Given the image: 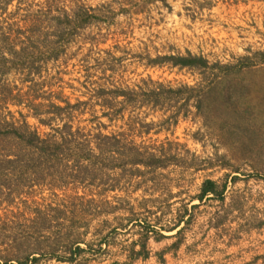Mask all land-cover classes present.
<instances>
[{
  "label": "rangeland",
  "instance_id": "rangeland-1",
  "mask_svg": "<svg viewBox=\"0 0 264 264\" xmlns=\"http://www.w3.org/2000/svg\"><path fill=\"white\" fill-rule=\"evenodd\" d=\"M81 7L95 17L70 33L60 16ZM262 53L264 0H0V264H68L77 242L74 264H264ZM188 54L207 66L151 63ZM160 85L182 91L143 95ZM25 123L49 144L68 124L91 147L41 155L1 133ZM101 132L177 161L95 166ZM206 180L225 201L196 200ZM186 208L181 235L160 228Z\"/></svg>",
  "mask_w": 264,
  "mask_h": 264
},
{
  "label": "trees",
  "instance_id": "trees-1",
  "mask_svg": "<svg viewBox=\"0 0 264 264\" xmlns=\"http://www.w3.org/2000/svg\"><path fill=\"white\" fill-rule=\"evenodd\" d=\"M165 1V0H161ZM92 10L85 9L84 7L79 8V11L74 12L73 15H69L67 12L63 13L60 16V22L64 23L66 26V29L71 32H76L80 28L86 27V25L89 23V20L93 19L95 16L94 14H91ZM95 12V10H93ZM67 31V30H66ZM65 31V34H66ZM261 61L264 62V53L261 55ZM166 62L171 63L172 66L181 67V68H192V67H198L203 68L207 66V61L202 57L193 56L191 54H188V56H165V57H157L156 59L152 60L151 63L153 65H161ZM192 92L194 89H191ZM182 90H166L164 89L163 85H160L158 90H151L146 92V94H143L148 99H153L154 103L159 104L161 99H167L169 100L171 97L174 96L177 97L178 93H180ZM117 96L125 97L128 93L124 90L118 89L117 90ZM200 96H197L199 99ZM191 98H196L195 96H190L187 99V102L191 100ZM68 108L70 105H67ZM79 107V106H76ZM75 107V108H76ZM60 112H63L66 110V108L58 107ZM112 119V118H111ZM7 130H1L2 134L4 136H11L15 137L20 142L25 144L26 146L32 148L33 150L39 152L41 155L46 154L48 150L52 148V146L55 148L54 151H60V155L63 153H66V151H77L79 154L86 153L91 147V142L81 141L80 138V131H77V133H74L72 131V128L70 125L65 124L64 128L60 130V134L62 135L60 138V143H53L49 144L47 140H44L40 137V135L37 132L31 131L30 126L25 123L22 126H15L14 124H8L6 126ZM121 136V135H119ZM119 136H108L104 135L102 132L99 133L95 139H96V148L98 150V155H87L84 157H87L95 166H101V167H108L110 166L112 169L116 168H126L128 165L132 168L143 166L148 169H161L166 168L169 166V164L177 161L176 156H171L166 153H160L161 155L151 153L149 151L143 150L141 147H137L135 145H127L124 143V139ZM75 148V150H74ZM92 150V149H91ZM111 152H114L117 154L116 157H106V154H110ZM80 169V168H79ZM81 170V169H80ZM237 178H234L233 181H236ZM227 192V186H221L218 184V182L213 180H206L201 188L200 194L196 197V200H198L200 203H203L208 197L212 196V199H218L221 201H225V194ZM199 205L192 206L193 209H196ZM118 208H113L112 211H115ZM189 210L186 208L185 212L183 214H180L178 218L175 220V223L171 227H160L163 231L166 232H174L177 231L176 235H181L185 226L190 224L191 222V216L188 215ZM189 217V218H188ZM188 218V219H187ZM182 225H185L181 228ZM147 231V236L145 238V242L142 244V250L138 252L136 255L140 256L145 253L146 250V243L149 239V234L153 233V230L155 229V226L149 225ZM164 237V236H161ZM103 243L101 244V247L103 245H106L107 240H102ZM83 242H77L75 245V248H69L68 257H62L59 258L61 263H68V264H74L77 262V258L81 253H84L85 250L81 248V244ZM41 257V256H40ZM40 257H33L32 259L30 257H27L25 260L20 262V264H33L40 261ZM118 264V263H114Z\"/></svg>",
  "mask_w": 264,
  "mask_h": 264
}]
</instances>
